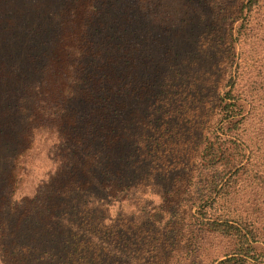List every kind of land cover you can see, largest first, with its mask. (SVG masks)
Returning a JSON list of instances; mask_svg holds the SVG:
<instances>
[{
	"label": "rangeland",
	"instance_id": "374dc122",
	"mask_svg": "<svg viewBox=\"0 0 264 264\" xmlns=\"http://www.w3.org/2000/svg\"><path fill=\"white\" fill-rule=\"evenodd\" d=\"M78 2L0 0V264H7V198L12 196V201H20L33 196L55 170L52 156L54 122L45 117L38 124L32 106L33 97L29 99L23 95L25 90L29 92V86L30 93H34L42 89L44 83L51 85L58 78L64 66L60 40L63 31L76 29ZM246 2L95 0L93 11L96 13L92 23L93 29L98 28L95 33L97 49L83 61L89 83L86 90L78 83L75 97L79 98L87 91L112 100L115 91L110 88L120 81L117 88L121 89V81L124 84L131 79L132 86L123 88L120 96L125 111L132 109L136 119L142 116V111L148 112V120L173 118L168 131L165 122L140 128L138 134L147 140L149 146L142 153V159L156 172V155L158 152L162 155L168 145L175 142L184 153L173 163L186 169L197 167L205 137L212 139L214 131L219 137L218 142L231 147L230 133L226 129L230 117L238 120L246 116L251 87L259 90L264 86V0L251 11L243 12L241 7ZM230 71L235 72L233 81L228 82L229 78L222 81L221 85L227 88L220 89L219 97H214L211 85L222 72L229 74ZM180 72L184 75L191 73L194 77L202 72H213V76L201 79L202 84L197 81L203 89L197 84L191 89L189 84L174 85L175 74ZM160 74L157 89L165 90V93L156 98L150 86L154 77ZM253 81L255 84L251 85ZM233 86L231 98H225L226 91ZM132 90L133 97L128 99ZM261 96L264 98V88L258 93V97ZM218 98L224 99L220 108L216 107ZM19 103L27 108V122L32 129L38 127L35 133L33 131V142L22 159H16V150L22 149L18 137L26 130V121L21 118ZM226 104L235 105L229 108V114L225 113L229 117L222 112ZM90 107L91 114L96 117L98 106L90 103ZM206 117L213 119L205 124ZM208 128L210 131L207 132ZM257 129H253L255 133H259ZM242 137L240 143L246 150V161L250 158V151L244 143L257 136L244 133ZM254 141L264 148V136ZM7 144L13 146V152L7 151ZM177 177L181 179L183 176ZM160 180L154 184L161 187ZM182 180L173 186L175 189L170 194L162 195L153 191L151 186H143L135 192L119 194L118 198L107 197L112 202L107 214L111 217L120 214V220H130L131 223H145L148 219L155 222L151 229L164 234L162 239L169 243L161 241L158 246L167 245L164 250L169 254L172 250L177 251L179 264H189L194 259L202 264L220 261L222 255L234 246L230 238H221L207 231L203 225L207 219L197 215L195 207L190 213L195 216L192 219L188 212H183L182 206L179 207L189 200L199 203L198 199L206 194L200 185L202 182L193 185L198 181L193 179L190 184ZM241 193L236 205L240 213L258 211L255 203H264V189L256 185L244 188ZM205 198L207 195L202 202ZM171 200L177 201L179 206H171ZM219 213L223 211L218 210ZM261 224L264 227V220ZM187 229L193 237L187 235ZM168 264H173L172 259Z\"/></svg>",
	"mask_w": 264,
	"mask_h": 264
},
{
	"label": "trees",
	"instance_id": "16d2710c",
	"mask_svg": "<svg viewBox=\"0 0 264 264\" xmlns=\"http://www.w3.org/2000/svg\"><path fill=\"white\" fill-rule=\"evenodd\" d=\"M78 1L76 29L63 31L60 40L64 66L58 78L51 85L44 83L42 89L34 93H30L29 86V92L25 90L23 95L29 99L33 97L32 106L35 107L38 124L45 117L54 122L52 156L55 170L33 196L20 201H12V196L7 198V264H168L170 259L173 264H179L177 251L172 250L169 254L164 250L167 245L158 246L161 241L165 244L168 241L162 239L164 234L151 229L155 222L148 219L145 223H131L130 220H120V214L111 217L107 213L112 202L106 198H118L119 194L135 192L143 186H151L153 191L157 190L162 195L170 194L175 189L173 186L182 179L190 184H193V179L198 181L193 185L202 182L200 185L206 194L198 199L199 203L189 200L179 206L177 201L171 200L170 205L182 206L183 212L189 215L195 207L196 214L207 219L203 221L206 230L221 238H230L234 246L222 255V260H214L210 264H264V227L261 224L264 203H255L259 210L251 213H240L236 207L244 188L256 185L264 189V148L254 141L264 136V98L258 97L264 86L259 90L251 87L246 116L238 120L234 116L229 118L226 129L230 133L231 147L218 142L219 137L214 131L212 139L205 137V147L197 167L186 169L173 163L184 153L174 142L162 155L158 152V170L153 172L142 159V153L149 147L147 140L138 133L141 127L163 122L167 124L168 131L173 119L171 116L169 119L148 120V112L142 111V116L136 119L132 109L125 111L120 96L123 88L132 86L131 79L124 84L121 81V89L117 88L120 81L110 88L115 91L112 100L87 91L79 98L74 95L78 83L83 90L89 83L83 61L97 49L95 33L98 30L97 27L93 29L92 23L96 13L93 11L95 0ZM260 1L247 0L241 11H251ZM233 74L235 72L230 71L217 76L211 85L214 97L220 95V89L227 88L221 85L222 81L228 78V82L233 81ZM212 76L213 72H202L195 77L191 73L184 75L180 72L175 74L177 80L174 85L189 84L192 89L197 84L203 89V81L201 83L200 80ZM154 78L150 90L158 98L165 90L157 89L161 74ZM254 84L253 81L251 85ZM46 88L49 89L44 92ZM233 88L226 91L225 98H231ZM133 93L132 90L127 98L133 97ZM223 101V98H218L216 107L220 108ZM90 103L98 106L96 117L90 112ZM234 106L226 104L222 112L229 114V108ZM20 107L26 130L18 137L22 149L16 150V159L25 158L33 142L32 133L38 130V127L32 129L27 122V108L21 104ZM225 117L229 115L225 114ZM212 119L206 117L205 124ZM250 128H258L259 133ZM244 133L257 136L244 143L250 151V158L246 161V150L240 143ZM8 150L13 152V146L7 144ZM169 160L172 161L170 164ZM180 174L183 176L181 179L177 177ZM158 179H161V187L154 184ZM170 180L171 183H167ZM218 210L223 213L217 214ZM258 225L262 227L257 228ZM186 233L193 237L188 229ZM189 264L202 263L194 259Z\"/></svg>",
	"mask_w": 264,
	"mask_h": 264
}]
</instances>
